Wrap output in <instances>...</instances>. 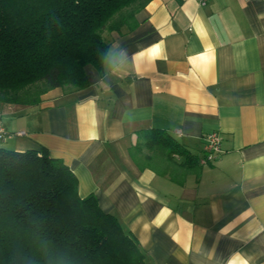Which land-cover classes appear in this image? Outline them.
<instances>
[{"label": "crops", "instance_id": "0c3cea01", "mask_svg": "<svg viewBox=\"0 0 264 264\" xmlns=\"http://www.w3.org/2000/svg\"><path fill=\"white\" fill-rule=\"evenodd\" d=\"M135 19L106 33L88 87L0 105V147L61 159L78 196L94 194L136 238L144 264H264V0H150ZM148 129L198 159L218 131L222 154L181 178L140 171L128 149Z\"/></svg>", "mask_w": 264, "mask_h": 264}, {"label": "trees", "instance_id": "16d2710c", "mask_svg": "<svg viewBox=\"0 0 264 264\" xmlns=\"http://www.w3.org/2000/svg\"><path fill=\"white\" fill-rule=\"evenodd\" d=\"M149 1L0 0V105L35 106L54 88L88 87L85 66L101 72L108 51L102 31L133 29ZM128 153L140 171L173 178L201 165L160 129L142 131ZM0 264H144V254L94 194L78 196L61 159L43 147H0Z\"/></svg>", "mask_w": 264, "mask_h": 264}, {"label": "built area", "instance_id": "2783aa9c", "mask_svg": "<svg viewBox=\"0 0 264 264\" xmlns=\"http://www.w3.org/2000/svg\"><path fill=\"white\" fill-rule=\"evenodd\" d=\"M198 3L203 6L206 5L209 0H197ZM1 116V107H0ZM17 135H23L24 133L18 132ZM8 137V132L2 125L0 120V141L3 142ZM221 135L218 131H210L204 136V153L199 159L201 164H211L218 160L222 154L221 148Z\"/></svg>", "mask_w": 264, "mask_h": 264}, {"label": "rangeland", "instance_id": "374dc122", "mask_svg": "<svg viewBox=\"0 0 264 264\" xmlns=\"http://www.w3.org/2000/svg\"><path fill=\"white\" fill-rule=\"evenodd\" d=\"M106 33H107V31H102V38H103L105 41H106V37H107V36H106ZM106 42H107V41H106ZM89 66L92 67L91 65H86V66H85V68H84L85 73H86V68L89 67ZM92 68H94V67H92ZM94 69H95V68H94ZM95 70H96V69H95ZM96 71H97V70H96ZM86 75H87V74H86ZM87 78H88V77H87ZM63 89H64V90H65V89L72 90L73 88H71L70 86H66V87H64ZM0 143H1V141H0Z\"/></svg>", "mask_w": 264, "mask_h": 264}, {"label": "snow or ice", "instance_id": "6c2138e0", "mask_svg": "<svg viewBox=\"0 0 264 264\" xmlns=\"http://www.w3.org/2000/svg\"><path fill=\"white\" fill-rule=\"evenodd\" d=\"M157 51H158V46L156 49H153V53L155 54V52H157Z\"/></svg>", "mask_w": 264, "mask_h": 264}]
</instances>
